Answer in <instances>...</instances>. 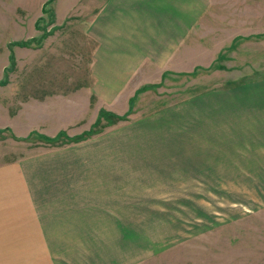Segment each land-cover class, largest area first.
I'll return each mask as SVG.
<instances>
[{
    "label": "rangeland",
    "instance_id": "obj_1",
    "mask_svg": "<svg viewBox=\"0 0 264 264\" xmlns=\"http://www.w3.org/2000/svg\"><path fill=\"white\" fill-rule=\"evenodd\" d=\"M102 1L0 0V165L25 162L33 186L77 185L71 172L110 165V183L125 196L104 254L140 247L129 264H264V205L232 195L225 180L199 178L198 120L200 91L264 77V0H208L175 72L130 91L127 109H109L91 91L96 44L88 27ZM47 94L48 105L24 102ZM70 106L86 110L78 126L25 130V114ZM102 112L124 119L103 126L114 118L105 116L88 139L67 141L91 131Z\"/></svg>",
    "mask_w": 264,
    "mask_h": 264
},
{
    "label": "crops",
    "instance_id": "obj_2",
    "mask_svg": "<svg viewBox=\"0 0 264 264\" xmlns=\"http://www.w3.org/2000/svg\"><path fill=\"white\" fill-rule=\"evenodd\" d=\"M207 7L208 0L97 4L88 27L96 44L92 94L109 109L128 108L130 91L175 72L177 54ZM249 76L242 83L229 79L225 87L200 91L199 178L215 179L217 185L225 180L232 195H249L257 207L264 205V77ZM52 95H32L24 102L48 105ZM71 108L63 107L68 111L60 114H25L24 128L63 132L78 126L86 120V110L75 107L70 113ZM99 157L112 162L109 154ZM24 163L0 165V264H129L143 255L140 247L104 254L112 211L125 196L110 183V165L103 171L71 172L77 185L33 186ZM116 232L121 235L120 228Z\"/></svg>",
    "mask_w": 264,
    "mask_h": 264
},
{
    "label": "trees",
    "instance_id": "obj_3",
    "mask_svg": "<svg viewBox=\"0 0 264 264\" xmlns=\"http://www.w3.org/2000/svg\"><path fill=\"white\" fill-rule=\"evenodd\" d=\"M105 116H112V117H114L112 120H110V122H108L106 125H103V126H108V125H112L114 122H115V120H121V119H124L123 117H119L118 115H115V114H108V113H106V112H102L101 114H100V116H99V119H98V121L95 123V125L93 126V129L91 130V131H89V132H87V133H84V134H82V135H79V136H75L74 138H70V139H66L67 141H69V142H72V141H81V140H85V139H88L90 136H92L93 134H95V133H97V131H98V126L101 124V122H102V119L105 117ZM100 131V130H99ZM42 138H45L47 141H49L50 143H57V141L56 140H53V139H49V138H46V137H43V136H41ZM65 141V140H64ZM63 141V142H64Z\"/></svg>",
    "mask_w": 264,
    "mask_h": 264
}]
</instances>
